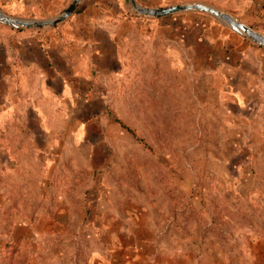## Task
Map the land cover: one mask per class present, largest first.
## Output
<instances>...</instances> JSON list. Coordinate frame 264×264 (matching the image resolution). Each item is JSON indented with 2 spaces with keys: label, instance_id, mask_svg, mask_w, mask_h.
<instances>
[{
  "label": "rangeland",
  "instance_id": "obj_1",
  "mask_svg": "<svg viewBox=\"0 0 264 264\" xmlns=\"http://www.w3.org/2000/svg\"><path fill=\"white\" fill-rule=\"evenodd\" d=\"M128 1L0 22V264H264V47ZM72 2L0 9L41 20ZM137 2H201L264 35V0ZM47 64L88 78L61 91Z\"/></svg>",
  "mask_w": 264,
  "mask_h": 264
},
{
  "label": "water",
  "instance_id": "obj_2",
  "mask_svg": "<svg viewBox=\"0 0 264 264\" xmlns=\"http://www.w3.org/2000/svg\"><path fill=\"white\" fill-rule=\"evenodd\" d=\"M83 0H73L68 8L62 11L59 15L47 19H22L17 16L9 15L0 9V22L9 25L17 30H41L46 28L57 27L61 23L66 22L77 10ZM138 0H129L128 3L132 6V11L143 17H151L154 19H164L178 13L199 11L200 13L208 14L220 21L223 25L229 26L238 34L244 35L254 43L264 47V35L252 30L237 18L231 16L225 11L218 10L201 2L179 3L169 7H146L137 2Z\"/></svg>",
  "mask_w": 264,
  "mask_h": 264
},
{
  "label": "crops",
  "instance_id": "obj_3",
  "mask_svg": "<svg viewBox=\"0 0 264 264\" xmlns=\"http://www.w3.org/2000/svg\"><path fill=\"white\" fill-rule=\"evenodd\" d=\"M59 26V25H58ZM57 26V27H58ZM53 28H55V27H53ZM90 40H88V43H90L91 45H93L91 42H89ZM46 56H52L53 58H55V57H63V55H59L58 53H55V52H52V50H50V52L48 53V55H46ZM45 56V57H46ZM94 56V54H91V58ZM101 56V55H100ZM103 56V55H102ZM63 59L65 60V61H68L69 60V57H63ZM47 65H49V67L51 68V70H52V72H53V75H54V77H56V78H54L52 81H54V82H56V81H60L61 83H60V86H62L63 88H61L60 90L61 91H64L65 89H66V87H67V85L68 84H70V80L67 78V75H70V76H74V74H76L77 76H80L81 77V79L83 80V79H85V81H86V79L88 78V76L87 77H83V75H81L77 70H75L73 67H71V68H66V70H62V69H59V71H57L54 67H51L50 66V64H47ZM73 66V65H72ZM48 80V79H47ZM48 83H50V80H48L47 81ZM80 83H81V81H80ZM71 85V84H70ZM73 87V86H72ZM53 90V89H52ZM60 90H55L56 92H58V91H60Z\"/></svg>",
  "mask_w": 264,
  "mask_h": 264
},
{
  "label": "trees",
  "instance_id": "obj_4",
  "mask_svg": "<svg viewBox=\"0 0 264 264\" xmlns=\"http://www.w3.org/2000/svg\"><path fill=\"white\" fill-rule=\"evenodd\" d=\"M132 17H134V18H138V16H134V15H132ZM119 124L127 131V132H129L133 137H138V134H137V131L136 130H134V129H132L131 127H129L128 125H126L125 123H123L122 121H119ZM138 138H140V137H138ZM140 139H142V138H140ZM11 243L9 242V245H10ZM12 244H13V242H12ZM15 246V245H14Z\"/></svg>",
  "mask_w": 264,
  "mask_h": 264
}]
</instances>
